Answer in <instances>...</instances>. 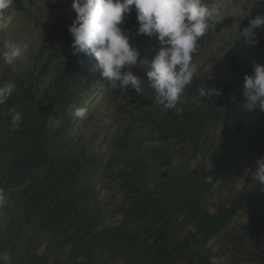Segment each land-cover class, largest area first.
I'll return each instance as SVG.
<instances>
[{"label":"trees","instance_id":"16d2710c","mask_svg":"<svg viewBox=\"0 0 264 264\" xmlns=\"http://www.w3.org/2000/svg\"><path fill=\"white\" fill-rule=\"evenodd\" d=\"M13 4L25 8L24 0ZM258 15L264 9L254 5L235 31ZM120 26L131 39L135 8ZM151 38L132 39L140 59ZM45 48L34 58L40 65L0 77V86L15 85L0 105V253L12 264H211L212 256L217 264L264 263V185H233L264 157V111H248L243 96L245 75L264 65V38L241 60L232 52L208 58V76L197 63L180 115L162 110L149 84L142 95L131 87L109 93L91 54L66 56L61 45L45 57ZM204 84L221 94L200 98ZM103 85L113 109L100 122L94 95ZM88 103L86 118L73 115ZM11 108L22 113L18 129ZM114 181L104 200L98 186ZM239 213L247 221L232 225ZM213 237L216 253L205 247Z\"/></svg>","mask_w":264,"mask_h":264},{"label":"clouds","instance_id":"9594fccd","mask_svg":"<svg viewBox=\"0 0 264 264\" xmlns=\"http://www.w3.org/2000/svg\"><path fill=\"white\" fill-rule=\"evenodd\" d=\"M13 0H0V32L6 31L14 19L9 13ZM136 11L138 30L130 39L129 32L123 30L125 14ZM72 9L76 17L68 31L72 37V54H91L97 61L96 67L101 75L110 82L111 89L129 87L143 94L145 88L141 79L133 73L131 66L141 65L149 79L148 87L153 90L155 103L162 110L174 109L177 115L183 111L177 103L185 88L198 73V66L193 63V54L197 51L198 41L208 30L213 16L203 0H72ZM264 26V15L249 20V25L242 31V36L250 44L257 43L256 29ZM156 35L161 47L149 60L140 59L138 48L132 39L140 35L153 37ZM27 48L15 41H5L4 50L0 52L7 65H13L22 57ZM127 68V71L124 69ZM211 78V77H209ZM243 96L244 106L250 112L257 108L264 111V65L255 63L253 73L245 75ZM15 85L8 83L0 86V105L11 96ZM221 94L215 86L203 85L198 90L200 98L211 100ZM235 101L236 97L232 96ZM11 124L18 129L22 123V113L15 108L9 109ZM73 115L84 119L87 109L76 108ZM208 165L205 170H211ZM253 180L264 185V157L256 161ZM208 182L212 176H207ZM215 237L205 245L212 253L218 251L214 247ZM211 264H217L215 256ZM0 264H12L8 252L0 253Z\"/></svg>","mask_w":264,"mask_h":264},{"label":"rangeland","instance_id":"374dc122","mask_svg":"<svg viewBox=\"0 0 264 264\" xmlns=\"http://www.w3.org/2000/svg\"><path fill=\"white\" fill-rule=\"evenodd\" d=\"M203 2L210 10L214 11L209 21L208 30L198 41V47L200 49L193 54V63L196 65L197 63L199 65L204 64L205 66H203L204 70L202 74L208 76L213 63L207 61L208 58L219 60L226 52L236 53L240 60L244 57H249L247 55L253 50L254 44L248 43L247 38L242 36V33L236 32L234 25L245 19L249 9L254 5H258L259 11H263L264 0H203ZM71 5L72 0H33L32 2L24 0L25 8L23 10H18L16 6L12 4L8 12L14 13V19L6 31L0 32V52L4 50L5 41L19 42L22 46H26L27 50L13 65L5 64L2 56H0V77L8 76V79H14L15 76L22 75L37 65H40V62L34 58L37 57L36 55H39L44 46L46 47L45 57L49 55L54 48L61 45L66 47V56L72 53V37L68 29L75 19L76 13ZM229 20L233 27L223 26L224 22ZM263 38V27L261 26L256 29L255 39L262 40ZM160 47L161 45L154 34L146 46L143 59L147 58L151 60ZM127 70V68L124 69V71ZM131 70L141 79L142 84L148 85L150 83L143 66H131ZM226 73L227 70L222 71L223 78ZM231 79V77H227V80ZM106 80L108 79L106 78ZM8 83L9 82H7V84ZM106 86L107 85L100 86L97 95L93 94L95 99L96 96L100 98L93 110L94 118L100 122H105L110 115H112L113 106L111 105L112 103H110L112 96H108L104 99L108 92ZM113 90L115 91L117 89ZM111 92L112 89L110 88L109 93ZM89 106L90 104L88 103L85 107L87 112L89 111ZM100 122L93 124L91 129H93V127H98ZM105 137L106 135L103 136L99 143L102 152L104 151L102 147ZM196 160L194 162H196ZM253 173V171H247L239 176L233 185L239 190L248 189L254 183L252 178ZM114 185H118V182L114 181L100 184L98 186L100 190L99 196L107 201L112 199L114 190H112L111 187ZM226 193L229 192L226 191ZM228 196H230V193ZM120 217V215L115 216L112 219H108V221L112 223L113 221L119 220ZM245 221H247L246 215L239 213L234 217L232 225ZM244 264L264 263L244 262Z\"/></svg>","mask_w":264,"mask_h":264}]
</instances>
